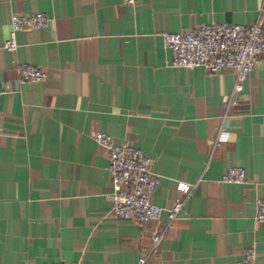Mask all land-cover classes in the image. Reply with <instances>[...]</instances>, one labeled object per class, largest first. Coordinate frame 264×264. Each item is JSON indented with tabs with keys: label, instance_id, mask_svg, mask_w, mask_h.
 Instances as JSON below:
<instances>
[{
	"label": "crops",
	"instance_id": "0c3cea01",
	"mask_svg": "<svg viewBox=\"0 0 264 264\" xmlns=\"http://www.w3.org/2000/svg\"><path fill=\"white\" fill-rule=\"evenodd\" d=\"M263 0H0V264H137L167 221L111 213L108 163L96 132L153 158V202L183 200L151 264H264V53L223 119L234 73L171 64L164 33L253 24ZM43 12L54 26L5 43L11 15ZM20 64L47 71L18 75ZM226 128L214 147L216 128ZM244 167L245 183L222 182Z\"/></svg>",
	"mask_w": 264,
	"mask_h": 264
},
{
	"label": "built area",
	"instance_id": "2783aa9c",
	"mask_svg": "<svg viewBox=\"0 0 264 264\" xmlns=\"http://www.w3.org/2000/svg\"><path fill=\"white\" fill-rule=\"evenodd\" d=\"M127 5H135L136 0H123ZM11 30L5 43L9 51H16V36L19 32L45 29L54 26V19L43 12L30 15H11ZM165 45L171 50L175 67H201L213 74L223 70L234 73L235 83L231 98L223 116L225 119L233 106L238 104L237 96L243 91L244 83L254 69L259 57L264 53V0L261 2L253 24L218 23L202 25L180 33H164ZM18 75L30 82L43 81L47 71L30 64H20ZM2 117L0 115V125ZM214 147L221 145L226 128H216ZM94 139L107 158L106 171L111 190L107 193L111 201V213L118 218L131 220L142 225L161 218L167 212L166 224L153 233L147 253L140 255L137 264H151L150 260L159 251L165 235L174 228L180 218L183 200L178 199L169 209L156 205L153 195L161 183V177L153 170V158L134 145L125 142L118 144L108 134L96 132ZM247 179L244 167H232L221 178L222 182L242 184ZM256 220L264 225V198L257 202ZM69 264V263H48ZM236 264H256L254 247L242 251Z\"/></svg>",
	"mask_w": 264,
	"mask_h": 264
}]
</instances>
